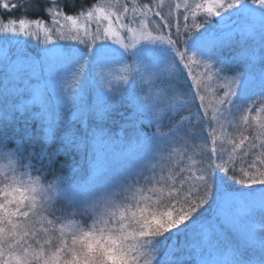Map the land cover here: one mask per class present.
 Segmentation results:
<instances>
[{
  "label": "snow or ice",
  "instance_id": "obj_1",
  "mask_svg": "<svg viewBox=\"0 0 264 264\" xmlns=\"http://www.w3.org/2000/svg\"><path fill=\"white\" fill-rule=\"evenodd\" d=\"M0 264H264V0H0Z\"/></svg>",
  "mask_w": 264,
  "mask_h": 264
},
{
  "label": "rangeland",
  "instance_id": "obj_2",
  "mask_svg": "<svg viewBox=\"0 0 264 264\" xmlns=\"http://www.w3.org/2000/svg\"><path fill=\"white\" fill-rule=\"evenodd\" d=\"M167 2H171V0H166V3ZM129 64H131V61H128ZM124 73L122 72V69H121V66L120 65H117L115 66L113 69H112V76L115 77V76H118V75H123ZM138 91V89H137ZM32 107H38V105H32ZM124 109L121 108V111H123ZM114 129H113V128ZM105 128L110 132V134L112 135H117L120 133V127L118 124H114L113 122L109 121V122H106L105 123ZM127 137L131 138L132 135H133V131L132 129H128L127 130V133H126Z\"/></svg>",
  "mask_w": 264,
  "mask_h": 264
},
{
  "label": "trees",
  "instance_id": "obj_3",
  "mask_svg": "<svg viewBox=\"0 0 264 264\" xmlns=\"http://www.w3.org/2000/svg\"><path fill=\"white\" fill-rule=\"evenodd\" d=\"M81 2H83V0H81ZM11 15H13V16H20L21 15V12H19V11H15V12H13V13H11ZM113 128V127H112ZM114 129V128H113ZM78 158V157H77Z\"/></svg>",
  "mask_w": 264,
  "mask_h": 264
}]
</instances>
